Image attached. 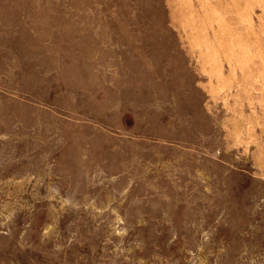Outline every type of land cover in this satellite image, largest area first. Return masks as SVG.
<instances>
[{
  "label": "rangeland",
  "instance_id": "374dc122",
  "mask_svg": "<svg viewBox=\"0 0 264 264\" xmlns=\"http://www.w3.org/2000/svg\"><path fill=\"white\" fill-rule=\"evenodd\" d=\"M0 264H264V0H0Z\"/></svg>",
  "mask_w": 264,
  "mask_h": 264
}]
</instances>
